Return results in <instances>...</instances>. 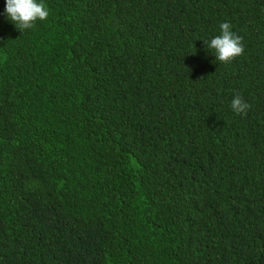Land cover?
Masks as SVG:
<instances>
[{
    "label": "trees",
    "instance_id": "obj_1",
    "mask_svg": "<svg viewBox=\"0 0 264 264\" xmlns=\"http://www.w3.org/2000/svg\"><path fill=\"white\" fill-rule=\"evenodd\" d=\"M42 2L0 0V264H264V0Z\"/></svg>",
    "mask_w": 264,
    "mask_h": 264
},
{
    "label": "clouds",
    "instance_id": "obj_2",
    "mask_svg": "<svg viewBox=\"0 0 264 264\" xmlns=\"http://www.w3.org/2000/svg\"><path fill=\"white\" fill-rule=\"evenodd\" d=\"M4 14L20 32L34 27L36 21H44L49 11L42 0H5ZM220 35L207 43L208 49L215 55V61L228 64L237 56L243 55L242 37L231 31L228 22L219 24ZM231 109L237 115H246L250 105L237 94L231 101Z\"/></svg>",
    "mask_w": 264,
    "mask_h": 264
}]
</instances>
